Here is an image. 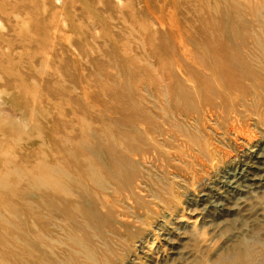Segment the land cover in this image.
I'll return each mask as SVG.
<instances>
[{"label":"rangeland","instance_id":"374dc122","mask_svg":"<svg viewBox=\"0 0 264 264\" xmlns=\"http://www.w3.org/2000/svg\"><path fill=\"white\" fill-rule=\"evenodd\" d=\"M34 174L98 200L28 264H264V0H0V208Z\"/></svg>","mask_w":264,"mask_h":264},{"label":"bare ground","instance_id":"6f19581e","mask_svg":"<svg viewBox=\"0 0 264 264\" xmlns=\"http://www.w3.org/2000/svg\"><path fill=\"white\" fill-rule=\"evenodd\" d=\"M219 67L220 69H218L217 71L214 69L210 71L216 77H214V75L210 74L209 72L207 73L202 72L199 74L197 78L203 79L201 81L204 82L211 81L213 83H218V81L220 82V80L222 79L226 81L228 80L238 81L239 76L236 73L235 69L233 72L232 71L233 69H231L227 65H221ZM191 83L193 82L191 81ZM125 141H127L128 145H131V143L129 142L130 140H125ZM142 157L145 159V156H141V158ZM49 169L51 170V168ZM78 175L79 174H74V176L69 174H39V175L34 174L29 178L30 179L29 186L31 189H33L31 190L30 193L11 192L16 195L14 196L11 194L16 199H12L13 201L10 203L9 206H7L8 204H6V206L2 205L3 207L0 208V264H3L2 258L4 256L5 258L18 257L17 246L21 247V250L19 251V257L17 263L18 261L21 264L22 263L28 264L29 262L33 263V261H35L36 252L42 251L41 245L43 244L41 243L40 245V242L42 240H50L45 236V234L49 235L48 232H46V228L48 226L52 227L53 222L55 221H58L57 225L59 224L60 228H58L57 225H54L53 228L55 227L56 229H59L60 232H64L73 223H75L77 226H80L79 221H81L80 219L83 216V214L81 215H77V214L81 212V210L88 205V202L90 200L94 198L98 200L97 199L98 197L96 194H93V192L90 193L89 191H87V189L83 188V186H80L76 182V179L75 181L72 180L71 176L74 178L75 176ZM83 175L89 178L88 180L90 179L94 180L93 179L94 174H83ZM107 175L109 176L110 179L111 178L115 179L119 174H107ZM86 182L89 181L86 180ZM72 183H73V188L76 189V191L74 192L68 191V188L66 186ZM32 198L37 200L38 203L31 204L25 201L26 199H32ZM74 214L76 215L75 218H74ZM19 215L21 220L23 219L24 224L23 225L16 223L13 224L12 223L13 221L15 222L18 221ZM33 228L36 229L38 232H34ZM31 231L34 238L28 236V233ZM156 236L158 237L159 235H155V238H157ZM79 243L80 242H77L76 244H74V246L77 248L84 249L81 243L80 244ZM143 249L144 246L143 247L139 246L137 248L138 253L142 254ZM97 251H99L98 256L101 257L102 263L105 262L106 258H108L109 256L112 257L111 254H106L107 251L106 252H102L101 250H97ZM134 258L135 261L132 262L129 261L127 264H138L137 262L138 258L135 256ZM36 262L38 263V260Z\"/></svg>","mask_w":264,"mask_h":264}]
</instances>
